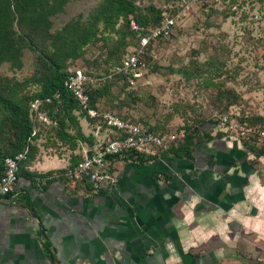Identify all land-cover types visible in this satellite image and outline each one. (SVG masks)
I'll return each mask as SVG.
<instances>
[{"label":"crops","instance_id":"obj_1","mask_svg":"<svg viewBox=\"0 0 264 264\" xmlns=\"http://www.w3.org/2000/svg\"><path fill=\"white\" fill-rule=\"evenodd\" d=\"M73 115L83 137L54 132L0 199V264H242L244 235L264 239L263 164L213 139L181 157L115 159L112 185L91 191L62 174L102 136Z\"/></svg>","mask_w":264,"mask_h":264},{"label":"rangeland","instance_id":"obj_2","mask_svg":"<svg viewBox=\"0 0 264 264\" xmlns=\"http://www.w3.org/2000/svg\"><path fill=\"white\" fill-rule=\"evenodd\" d=\"M46 1L41 7L42 15L50 11L49 4L53 3ZM103 1L63 0L56 9L39 17L37 25L26 21L23 31L13 24L20 52L15 60L0 62L1 95L12 96L26 107L48 77L51 65L57 62L66 74L77 69L87 73L102 71L120 51L117 34L103 25L102 13L98 12ZM134 3L133 14L137 17L152 16L156 10L172 14L174 31L155 46L146 72L128 87L131 94L124 97V102L118 99L122 93L115 95L118 86L114 85L101 92V109L114 108L142 119L144 124L155 123L162 133L175 135L170 142L177 145L191 133L189 147L193 150L219 139L216 144L227 143L242 157L238 160L247 159L259 170L261 164L264 166V0ZM230 7L233 13H229ZM123 25L117 21L113 27L118 32ZM87 30L90 38L76 49L74 57H68L66 52L75 47L74 37ZM175 69H186L188 73ZM3 112L0 109V154L6 155L14 145L15 135ZM222 114L239 124L244 134L219 126ZM239 119H250L254 125H244ZM164 152L169 151L163 150L160 156ZM229 160L233 161L231 157ZM259 173L264 180V172ZM242 241L236 250L240 262L264 264V239L245 234Z\"/></svg>","mask_w":264,"mask_h":264},{"label":"built area","instance_id":"obj_3","mask_svg":"<svg viewBox=\"0 0 264 264\" xmlns=\"http://www.w3.org/2000/svg\"><path fill=\"white\" fill-rule=\"evenodd\" d=\"M129 26L133 29L137 28L133 21L129 22ZM173 27L174 17L164 16L159 24L147 28L145 34L137 35L136 45L127 46L120 61L109 67L106 73L100 72L93 76L94 73L87 74L77 69L68 71L65 75L62 86L71 95L78 110L84 113V118L96 121L93 126L102 135L62 173L71 183L88 185L91 191L112 185L114 181L112 168L115 159L132 162L138 160L139 156L154 158L165 150L175 137L170 133L154 132L141 123L125 119L123 118L124 113L120 111L103 110L97 103L89 105V92L105 80L109 81L114 76H121L129 81V85L140 80L146 72V65L139 61L143 48L150 39L157 36L169 37ZM61 104L57 90L50 96L35 98L29 102L27 112L32 135L39 129L56 126L54 115L60 112ZM218 124L225 130L238 129L241 135L244 134V131L240 130L242 127L230 120L226 114L219 117ZM102 125L103 128L100 130ZM179 132V135H182L181 131ZM27 141H30L29 137ZM27 152L28 145L26 144L20 151L1 158L0 199L14 193L19 164L25 159Z\"/></svg>","mask_w":264,"mask_h":264},{"label":"trees","instance_id":"obj_4","mask_svg":"<svg viewBox=\"0 0 264 264\" xmlns=\"http://www.w3.org/2000/svg\"><path fill=\"white\" fill-rule=\"evenodd\" d=\"M63 0H53L52 4H49L50 11H45V14L42 15L41 7L46 5V0H0V62L3 60H15L20 52V46L17 42V36L12 29V25L15 24L18 29H22L24 31V24L26 21L37 25L39 22V17H43L47 15L49 12L56 9V6L59 3H62ZM135 0H104L103 4L100 8H98V12L102 13V23L104 26H108L109 31L116 33L117 35V43L120 46V51L117 56L109 62H106V65L102 71L93 72L94 75H98L100 72L106 73L108 68L112 65L117 64L122 56L125 54V48L130 45H136L137 43V35L145 34L146 29L150 28L156 24H159L160 20L164 16L174 17L172 14H168L165 12H159L158 10L152 16L147 17V15H141V17H137L133 14L135 10ZM231 4V3H230ZM53 8V9H52ZM232 9V7H230ZM233 10H229V13H233ZM40 12V13H39ZM123 22V27L117 32V28L114 29V23ZM133 21L137 28H132L129 26V22ZM66 30V29H65ZM174 31V27L172 32ZM28 32H32V30H28ZM172 32L169 34V37L172 35ZM24 34V32H23ZM78 37H74L75 47L71 50L69 49L66 54L68 57H74L76 54V49L79 48L81 44H83L86 40L90 38V31L81 32ZM169 37L163 38L161 36H157L154 39H150L149 43L143 48V53L139 57V61L144 62L146 65L148 59L151 57V54L158 44V42H162L167 40ZM123 40V41H122ZM182 74L188 73L186 69H175V72H181ZM87 73V72H85ZM87 73V74H93ZM66 73L60 70V63H53L50 67L48 77H45L40 90L36 94V96L32 97L30 101L35 98H43L50 96L54 91L59 92V97L61 99L60 112L55 113L54 119L56 121V126L48 127L46 129H39L33 135L31 134V122L28 118V104L27 106H21L19 100L13 98L12 96L4 97L0 93V109L3 110L4 116L8 117L9 125L11 131L15 135L14 145L12 146L10 152L6 155L14 154L20 151L26 144L28 145V152L26 154L25 159L21 160L19 164V172L25 170L23 167L24 163L29 159L31 152L36 149L37 145L44 143L48 138L58 134L59 137L65 136L66 139L75 140L77 138L83 137L79 132V127L76 126V121L74 119L73 112L77 111L78 113H83L78 110L76 103L72 99L71 95L68 91L62 86L63 80L65 78ZM129 81L126 80L125 77L114 76L111 80H105L99 83V86L89 92V105H94V103H98L99 96L101 92L106 89H110L112 86H118V90L115 91V95H118L119 92L123 94L122 97H118L119 100L124 102V97L128 94H131L132 89H128L130 87ZM118 103L115 101V104ZM114 109V108H113ZM109 109L111 111L117 112L116 110ZM84 117V113H83ZM123 118L130 119L132 121L141 123L148 127L149 130L154 132H160L155 127V123L153 124H144L142 119H134L131 116L127 115L124 112ZM245 125L253 126L254 122L250 119H239L238 120ZM255 121V120H254ZM96 121L92 119H87V123L90 125H94ZM73 128V129H71ZM102 127L100 130H102ZM68 129H71L72 132ZM61 132V133H59ZM191 133H187L185 135L184 141L180 144L170 143L169 146L165 149L171 152L174 156H185L189 154V145L192 140ZM29 137L30 141H27ZM46 143V142H45ZM261 152V150H259ZM1 155V154H0ZM1 155L0 160L3 156ZM143 158L141 156L138 157V162L142 161ZM34 176V175H33Z\"/></svg>","mask_w":264,"mask_h":264}]
</instances>
